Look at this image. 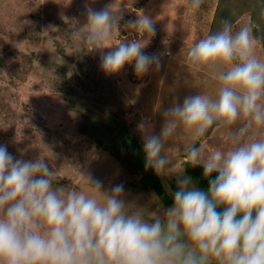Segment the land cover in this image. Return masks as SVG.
I'll use <instances>...</instances> for the list:
<instances>
[{
	"label": "clouds",
	"instance_id": "clouds-1",
	"mask_svg": "<svg viewBox=\"0 0 264 264\" xmlns=\"http://www.w3.org/2000/svg\"><path fill=\"white\" fill-rule=\"evenodd\" d=\"M204 2L189 0L194 10ZM87 13L83 43L101 52L106 74L130 64L140 77L161 68L158 56L142 51L155 35L151 17L141 13L125 25L144 38L113 43L118 11ZM73 28L78 35L81 28ZM257 43L252 25L234 31L223 20L187 51L193 72L218 77L217 93L174 102L158 135L151 124L138 125L145 168L176 175L173 206L162 215L127 202L122 184L102 190L81 173L86 190L54 185L48 160L16 158L0 144V264H264V58ZM210 129H226L230 146L206 153L193 143L186 150L189 165L202 166L206 178L216 174L204 191L174 167L167 142L180 132L199 139Z\"/></svg>",
	"mask_w": 264,
	"mask_h": 264
},
{
	"label": "rangeland",
	"instance_id": "rangeland-1",
	"mask_svg": "<svg viewBox=\"0 0 264 264\" xmlns=\"http://www.w3.org/2000/svg\"><path fill=\"white\" fill-rule=\"evenodd\" d=\"M146 1L0 0V144L7 145L16 158L48 160L57 173L54 185L86 190L84 175L102 182V190L122 184L127 202L162 215L173 205L165 206L142 182L144 173L126 153L121 136L134 137L143 147L139 124H151L153 134L158 135L163 111L174 102L182 104L185 97L199 93H217L218 77L195 73L187 63V51L198 41L194 37L199 27L194 32L189 28L193 36H183L184 41L175 33L188 20L196 24L197 16L204 22L199 39L210 34L218 2L220 10L234 19V31L245 24L255 27L257 54L264 58V0H215L214 8H204L202 14L190 3L186 6L187 0L171 5L167 12L162 10L167 0ZM240 6L252 7L256 20L248 9L241 13ZM106 7L122 16L113 43L144 38L125 27L141 13L154 20L155 35L142 51L160 58L159 70L153 66L142 77L132 64L118 74L102 70L101 52H89L83 43L87 34L83 26L88 8ZM74 25L81 28L78 35ZM113 142L118 145L115 152ZM193 143L206 153L230 146L226 129H210L199 139L180 132L167 142L174 167H184L187 147ZM184 175L188 176L185 171ZM158 177L174 201L176 175Z\"/></svg>",
	"mask_w": 264,
	"mask_h": 264
},
{
	"label": "trees",
	"instance_id": "trees-1",
	"mask_svg": "<svg viewBox=\"0 0 264 264\" xmlns=\"http://www.w3.org/2000/svg\"><path fill=\"white\" fill-rule=\"evenodd\" d=\"M220 3L218 2L217 7L215 9L214 18L212 21V24L209 29V33L215 32L217 30H220L222 28V21L227 19L229 21H234L233 18H231L229 15H227L225 12L220 10ZM241 10V13L245 12L246 9L250 10L251 16L254 20H256L255 11L252 10L253 8H244L242 6L239 7ZM254 34L257 33L255 27H253ZM120 143L122 146L126 149V153L128 155H131L135 158L136 166H139L141 170L144 173L143 183L146 186H149L156 194L160 202H162L165 206H172L174 201L167 192V190L164 188L160 178L158 175L155 174L154 170L152 169H146L145 168V156L143 152V147L137 142V140L134 137L130 136H121ZM113 151L115 152L114 148H117L118 145L113 142L112 144ZM112 151V150H111ZM184 171L188 174L189 177L192 178L193 181H195L197 184L203 186L206 188V191L209 187V180L215 178V173L211 177H205L203 174V168L202 166H191L188 164L187 161L184 163ZM175 191L177 190V187H174Z\"/></svg>",
	"mask_w": 264,
	"mask_h": 264
},
{
	"label": "crops",
	"instance_id": "crops-1",
	"mask_svg": "<svg viewBox=\"0 0 264 264\" xmlns=\"http://www.w3.org/2000/svg\"><path fill=\"white\" fill-rule=\"evenodd\" d=\"M148 1L149 0H147L146 2H147V4H148ZM181 0H167L166 1V3L165 4H163L162 5V10H164V12L166 11H168L170 8H171V5H173V4H175V5H181ZM215 0H205V2H204V4L201 6V10H194L195 12H197L198 14H202V12H205V10H204V8L205 9H209L210 8V6L212 7V8H214V6H215ZM186 6H189V0H187L186 2ZM213 5V6H212ZM146 6H148V5H146ZM213 10V9H212ZM147 14V13H146ZM148 15V14H147ZM196 18H195V21H196V24L194 23V24H192L191 23V21L190 20H188V21H186L185 23H184V25L185 26H180V28L178 29V30H176V35L177 36H179L183 41L186 39H184V37L183 36H185V37H188V36H190L191 38H192V36H193V33H191L190 32V30H189V28H193V32H194V28H198V30H197V33H198V35L196 36V37H194L195 39H198L199 40V34H202L201 33V31L203 30V27H204V22L202 21V19H201V17H197V16H195ZM201 22H200V21ZM191 26V27H190ZM196 26V27H195ZM189 33H191L190 35H188ZM196 35V34H195ZM203 37H205V35H202ZM202 38V37H201ZM225 141V140H224ZM222 142H223V139H222ZM226 142V141H225ZM225 142H223V143H225ZM224 146V145H223ZM220 148V147H219ZM215 149H218V147L217 148H215ZM224 149H226V148H224Z\"/></svg>",
	"mask_w": 264,
	"mask_h": 264
},
{
	"label": "built area",
	"instance_id": "built-area-1",
	"mask_svg": "<svg viewBox=\"0 0 264 264\" xmlns=\"http://www.w3.org/2000/svg\"><path fill=\"white\" fill-rule=\"evenodd\" d=\"M166 54H169L168 51H166Z\"/></svg>",
	"mask_w": 264,
	"mask_h": 264
}]
</instances>
